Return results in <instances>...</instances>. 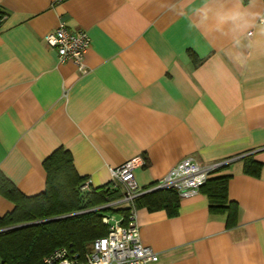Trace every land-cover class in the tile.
I'll return each mask as SVG.
<instances>
[{
	"label": "crops",
	"instance_id": "obj_1",
	"mask_svg": "<svg viewBox=\"0 0 264 264\" xmlns=\"http://www.w3.org/2000/svg\"><path fill=\"white\" fill-rule=\"evenodd\" d=\"M0 172L25 196L45 189V159L67 150L91 186L141 157L148 187L192 155L235 157L237 221L198 191L178 208H136L152 264H264L263 0H0ZM62 21L90 38L79 72L44 36ZM250 33V34H249ZM262 163L243 172L245 154ZM143 201V200H141ZM12 200L0 193V216Z\"/></svg>",
	"mask_w": 264,
	"mask_h": 264
},
{
	"label": "trees",
	"instance_id": "obj_2",
	"mask_svg": "<svg viewBox=\"0 0 264 264\" xmlns=\"http://www.w3.org/2000/svg\"><path fill=\"white\" fill-rule=\"evenodd\" d=\"M4 14L0 8V22ZM240 158L243 172L253 176L260 174L262 163L254 159L251 153ZM230 163L212 171L199 189L208 198L210 214L225 215L227 226L236 224L238 213L237 204L229 200L227 194L231 174L223 173ZM44 166L47 173L45 189L34 196L22 194L0 172V193L14 203L11 212L0 216V229L24 222L72 215L0 232V264H44L43 257L60 246L83 253L89 243L107 233L102 216L128 210L125 207L98 209L108 201L119 199L121 189L112 188L109 182L104 186L81 191L80 185L84 180L76 173L67 150L58 148L45 159ZM178 196L174 188L159 189L135 198L134 206L137 208L140 202L149 209L163 207L170 215H174L178 208Z\"/></svg>",
	"mask_w": 264,
	"mask_h": 264
},
{
	"label": "built area",
	"instance_id": "obj_3",
	"mask_svg": "<svg viewBox=\"0 0 264 264\" xmlns=\"http://www.w3.org/2000/svg\"><path fill=\"white\" fill-rule=\"evenodd\" d=\"M264 2V0H263ZM264 15V10H263ZM250 34V33H249ZM44 41L55 49L60 62H72L79 72H85L83 58L90 46V38L83 29L68 28L60 21L58 26L44 36ZM235 157L210 164L199 163L189 155L178 162L162 178L149 187L136 184L134 170L144 163L141 157L130 159L111 169V187L120 188L119 199L108 201L101 207L123 204L128 210L124 213H110L102 216L107 233L94 239L83 253L75 252L67 246L53 249L43 257L44 264H152L158 255L140 239L134 200L151 189L174 188L180 197L195 195L206 182L211 172L220 166L234 161ZM92 188L89 178L80 185L81 191Z\"/></svg>",
	"mask_w": 264,
	"mask_h": 264
},
{
	"label": "rangeland",
	"instance_id": "obj_4",
	"mask_svg": "<svg viewBox=\"0 0 264 264\" xmlns=\"http://www.w3.org/2000/svg\"><path fill=\"white\" fill-rule=\"evenodd\" d=\"M123 204H118V205H115L113 206V208H119V207H122ZM117 214V213H115ZM68 215H71V214H67L66 216H59V217H52V218H49V219H52L54 220V218H57V219H60V218H63V217H67ZM48 220V219H47ZM42 222H47L45 220H35V221H30V222H24V223H20V224H29V225H34V224H37V223H42ZM20 224H17V225H20ZM16 226V225H15ZM11 227V226H10ZM90 245V243H89ZM88 245V246H89Z\"/></svg>",
	"mask_w": 264,
	"mask_h": 264
},
{
	"label": "water",
	"instance_id": "obj_5",
	"mask_svg": "<svg viewBox=\"0 0 264 264\" xmlns=\"http://www.w3.org/2000/svg\"><path fill=\"white\" fill-rule=\"evenodd\" d=\"M158 188H154V189H151L149 192H152V191H155V190H157ZM146 193H148V192H146ZM101 208H103V207H99L98 209H101ZM72 215V214H71ZM69 216V215H68ZM54 219H57V218H54ZM52 219H46L45 221H51ZM27 225H29V224H20V225H16V226H11V227H8V228H4V229H0V232H2V231H5V230H10V229H14V228H19V227H23V226H27Z\"/></svg>",
	"mask_w": 264,
	"mask_h": 264
}]
</instances>
